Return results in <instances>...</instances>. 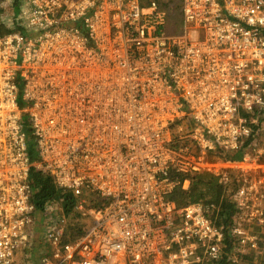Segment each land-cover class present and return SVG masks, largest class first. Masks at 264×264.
<instances>
[{
    "label": "built area",
    "instance_id": "built-area-1",
    "mask_svg": "<svg viewBox=\"0 0 264 264\" xmlns=\"http://www.w3.org/2000/svg\"><path fill=\"white\" fill-rule=\"evenodd\" d=\"M16 1L0 0L22 27L0 35V264H33L40 245L37 264L219 259L211 206L169 196L188 188L183 175L228 184L227 166L264 156V138L253 158L220 156L264 135V0H182L177 34L165 31L172 0ZM33 170L94 217L81 235L66 239L63 199L37 209ZM244 180L229 224L238 250L264 226V177Z\"/></svg>",
    "mask_w": 264,
    "mask_h": 264
},
{
    "label": "trees",
    "instance_id": "trees-1",
    "mask_svg": "<svg viewBox=\"0 0 264 264\" xmlns=\"http://www.w3.org/2000/svg\"><path fill=\"white\" fill-rule=\"evenodd\" d=\"M14 3L17 4V1L15 0ZM2 13H4V10L0 8V35L22 29L20 25L8 26L2 20ZM29 137L33 142L32 137ZM32 142H30L29 152L31 158L36 160L37 154H34ZM246 145L247 143L244 144V146ZM244 146L234 153L220 154V156L225 160H240L244 156L247 147L244 148ZM225 171L229 177L228 184L221 182L217 175L209 171L183 175L180 178L181 182L186 178L190 180L188 188H183L181 183L173 190L169 199L174 201L177 206H183L190 202H202L211 206L210 216L212 221L217 226L225 227L223 255L219 259L213 260L211 264H253L256 250L250 249L247 252H241L238 250L237 241L229 233V224L237 212V205L232 198V193L238 188V183L233 169L227 168ZM30 177L34 186V201L37 209L43 211L48 202L63 199L64 204L62 206L69 223L67 228L69 237L67 236L66 239H72L81 235L84 229L80 224V214L74 209L75 204L72 192L59 188L50 175L41 171L33 170ZM94 197L92 193L88 195L89 199ZM95 204L100 205L101 202L95 201Z\"/></svg>",
    "mask_w": 264,
    "mask_h": 264
},
{
    "label": "rangeland",
    "instance_id": "rangeland-1",
    "mask_svg": "<svg viewBox=\"0 0 264 264\" xmlns=\"http://www.w3.org/2000/svg\"><path fill=\"white\" fill-rule=\"evenodd\" d=\"M174 2V7L173 10H171L169 7L164 6L163 8L167 11V20H166V25H165V31L168 34H177L180 33L183 29V13L181 10V5H182V0H172ZM5 6H8V4H5ZM8 8V7H7ZM3 9L4 10V15H10L11 14V9ZM19 12V5L16 6V13ZM11 20V19H10ZM9 19L6 20L8 23H10ZM17 23V22H15ZM10 25V24H9ZM12 26V24L10 25ZM22 105H24L21 102ZM27 119V118H26ZM263 132L260 131L259 134H254V136H252V140L250 139V141L246 142L247 143V147L244 146L245 149V154H249V156L251 158L256 156V151L259 150L262 146L263 143ZM30 142H32L31 140H29V145ZM32 148L34 150V154H37V151H35V144L32 142ZM236 151H228L227 153H234ZM37 156V155H36ZM225 164V163H224ZM236 167H232V166H227L229 169H233V172L235 173L236 177H237V183L238 186L241 185L245 180V176L248 178H251L252 176H255L257 178H262L264 177V156H261L259 158H257L256 160H250L248 162H241L239 164H235ZM243 168H248V172H243L242 169ZM245 176H244V175ZM59 203L64 204V200L59 201ZM57 207H59V205H57ZM40 219V216L38 217V221ZM94 221V217L91 215H80V224L82 225L83 229H86L88 226H90ZM38 225H40L38 223ZM36 228V232L40 233L39 234V240L38 242L41 240V229L40 227ZM248 230L257 237L258 240V244L256 248H251V250H256L255 252V258H254V262L253 264H264V226H255V225H251L249 226ZM37 238V239H38ZM42 245L36 247L35 251H34V260H33V264H37L38 260L40 258V254L41 252H43L42 250ZM239 250L241 252H247L248 248H244V247H239Z\"/></svg>",
    "mask_w": 264,
    "mask_h": 264
}]
</instances>
